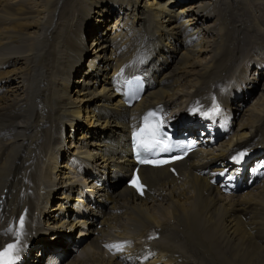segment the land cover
I'll return each instance as SVG.
<instances>
[{
  "label": "bare ground",
  "instance_id": "obj_1",
  "mask_svg": "<svg viewBox=\"0 0 264 264\" xmlns=\"http://www.w3.org/2000/svg\"><path fill=\"white\" fill-rule=\"evenodd\" d=\"M134 75L145 91L126 107L120 84ZM158 104L198 149L178 177L141 167L140 198L122 184L128 137ZM248 147L262 170L251 159L235 169L251 167V185L238 173L225 195L198 174ZM0 200V249L19 231L21 264L47 250L53 264H121L99 238L138 245L153 227L150 252H134L147 264H264V0H0Z\"/></svg>",
  "mask_w": 264,
  "mask_h": 264
},
{
  "label": "snow or ice",
  "instance_id": "obj_2",
  "mask_svg": "<svg viewBox=\"0 0 264 264\" xmlns=\"http://www.w3.org/2000/svg\"><path fill=\"white\" fill-rule=\"evenodd\" d=\"M216 110H218V108ZM154 115H155V113H149L148 117H153ZM148 117H146V120L148 119ZM240 155L242 156L243 153H241ZM236 159H238V157ZM141 162H143V161H141ZM19 227H20V230L23 229V217L20 218ZM19 235H20V232L18 231L17 241L19 240ZM109 247L110 248H116L117 251L120 250L119 245H111ZM17 251H18V249H17L16 243L8 244L2 251H0V264H15Z\"/></svg>",
  "mask_w": 264,
  "mask_h": 264
},
{
  "label": "rangeland",
  "instance_id": "obj_3",
  "mask_svg": "<svg viewBox=\"0 0 264 264\" xmlns=\"http://www.w3.org/2000/svg\"><path fill=\"white\" fill-rule=\"evenodd\" d=\"M92 17L94 18L95 17V15H92ZM116 18V16L114 15V16H111V17H105L104 18V20H105V23L104 24H108L109 23V25L114 21V19ZM109 21V22H108ZM108 25V26H109ZM104 26V25H103ZM108 26H106L105 28H109V27H112L113 25H110L109 27ZM86 41H87V39H86ZM89 46V45H88ZM88 60H89V56H87L86 58H85V67H86V65H87V62H88ZM82 72H85L86 71V68H84V65L82 66ZM248 101V103L250 104V103H253L254 102V98H251V97H249V98H246ZM52 140V139H51ZM53 141V140H52ZM60 170V169H59ZM77 236L78 235V233L77 232H74L73 233V236Z\"/></svg>",
  "mask_w": 264,
  "mask_h": 264
}]
</instances>
